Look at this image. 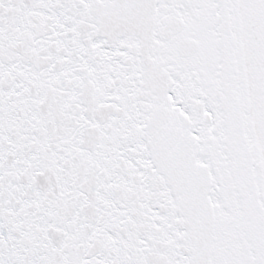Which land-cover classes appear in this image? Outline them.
Instances as JSON below:
<instances>
[{
    "label": "snow or ice",
    "instance_id": "6c2138e0",
    "mask_svg": "<svg viewBox=\"0 0 264 264\" xmlns=\"http://www.w3.org/2000/svg\"><path fill=\"white\" fill-rule=\"evenodd\" d=\"M0 264H264V0H0Z\"/></svg>",
    "mask_w": 264,
    "mask_h": 264
}]
</instances>
